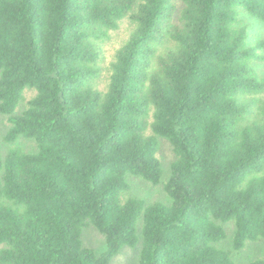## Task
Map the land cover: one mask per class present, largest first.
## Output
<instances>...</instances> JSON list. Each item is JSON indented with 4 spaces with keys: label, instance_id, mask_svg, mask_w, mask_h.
<instances>
[{
    "label": "trees",
    "instance_id": "obj_1",
    "mask_svg": "<svg viewBox=\"0 0 264 264\" xmlns=\"http://www.w3.org/2000/svg\"><path fill=\"white\" fill-rule=\"evenodd\" d=\"M181 3L176 20L173 0H0L4 141L37 145L0 151V264H111L139 243L137 264H237L229 223L235 250L264 243V39L246 22L264 25V0ZM128 19L103 90V44ZM160 139L169 203L123 201L130 177L161 183Z\"/></svg>",
    "mask_w": 264,
    "mask_h": 264
},
{
    "label": "rangeland",
    "instance_id": "obj_2",
    "mask_svg": "<svg viewBox=\"0 0 264 264\" xmlns=\"http://www.w3.org/2000/svg\"><path fill=\"white\" fill-rule=\"evenodd\" d=\"M177 7L175 19L180 20V10L182 8L181 0H173ZM250 24L249 33L250 41L254 45L257 41L264 39V25L258 24L256 21L246 19ZM132 29V21L130 19L121 23L119 30L110 34V39L103 44L104 58L102 60V74L97 80L99 87L106 90L109 85L111 75V64L115 59L117 50L129 39ZM264 54V53H263ZM255 67L259 74L264 77V60L255 62ZM1 76V74H0ZM36 94L34 90H27L25 93V101L21 104L18 112H21L27 106V102ZM10 128L8 116L0 114V151L5 155L12 146L19 147L26 153H34L37 151V145L34 140L20 138L15 145L7 144L4 137ZM148 135H152V130H148ZM160 150L157 154L161 163L163 177L159 185H153L142 179L130 177L128 183L129 190L124 193L123 201L130 198H139L144 200L147 204H154L157 202L169 203V197L165 192V184L171 177V165L175 161V154L172 145L160 139ZM142 225V219L139 220V229ZM228 231L229 237L226 241L219 245V248L228 251L237 264H251L257 259H264V243L250 242L242 250H235L233 246L232 236L235 230L234 223L224 225ZM83 243L86 247L91 248L97 255H101L106 250V238L96 228L90 226L83 232ZM2 246H0L1 250ZM141 251V244L139 243L135 248L126 247L121 253L116 256L111 264H137L139 254Z\"/></svg>",
    "mask_w": 264,
    "mask_h": 264
}]
</instances>
